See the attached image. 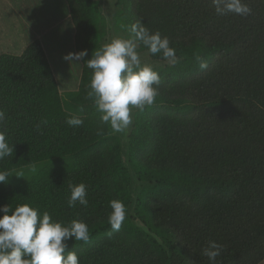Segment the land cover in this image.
<instances>
[{"label":"trees","instance_id":"1","mask_svg":"<svg viewBox=\"0 0 264 264\" xmlns=\"http://www.w3.org/2000/svg\"><path fill=\"white\" fill-rule=\"evenodd\" d=\"M65 2L75 53L87 51L73 92L60 93L38 39L20 54L0 53V131L13 146L0 160V171L13 174L0 183V206L85 222L90 242L67 241L79 264H210L202 254L209 240L223 246L215 264L264 260V0H244L248 16H219L212 0H120L129 36L142 21L169 38L179 60L153 68L159 95L134 108L127 163L87 97L85 61L103 34L99 2ZM73 116L83 124L69 126ZM134 177L142 186L132 200ZM69 183L86 185L87 206H68ZM111 200L126 207L119 231L108 223Z\"/></svg>","mask_w":264,"mask_h":264},{"label":"clouds","instance_id":"2","mask_svg":"<svg viewBox=\"0 0 264 264\" xmlns=\"http://www.w3.org/2000/svg\"><path fill=\"white\" fill-rule=\"evenodd\" d=\"M212 4L219 16L229 13L248 16L252 11L244 0H212ZM129 31V38L112 39L93 51L91 58L85 61L92 70L87 97L101 114V121L110 124L115 132H122L132 124L133 108L143 111L152 106L159 95L160 75L150 64L141 62L138 47L142 45L151 55L159 54L171 66L179 62L169 38L161 36L159 31H150L139 20L130 26ZM86 55V50L69 52L63 59L74 63ZM194 59L200 70L207 69L208 61L201 55L195 54ZM4 120L5 113L0 110V124ZM66 123L80 126L83 120L73 116ZM40 126L38 124L37 129ZM12 154L13 146L0 131V160ZM11 175L7 170L0 171V183H5ZM16 176L22 177V173ZM68 188L69 207H75L77 202L87 206L85 184L69 183ZM109 207L112 211L108 215V223L112 231H119L126 216V207L119 200H111ZM0 213V264H79L77 254L67 250V241L74 239L88 243L91 239L85 222L73 220L65 225L53 220L48 212L38 215V209L28 204L17 205L14 209L9 204L3 205ZM222 247L209 240L202 254L210 264H215Z\"/></svg>","mask_w":264,"mask_h":264},{"label":"rangeland","instance_id":"3","mask_svg":"<svg viewBox=\"0 0 264 264\" xmlns=\"http://www.w3.org/2000/svg\"><path fill=\"white\" fill-rule=\"evenodd\" d=\"M100 11L99 28L103 32L99 47L112 39L129 38V32L120 26V0H98ZM123 19V18H122ZM74 28L69 20L65 0H0V53L20 54L35 39L41 43L48 58L54 78L62 95L67 96L78 85L81 63L69 62L63 56L75 53L73 42ZM141 62L153 68L170 66L165 60L155 61L146 51L137 49ZM132 109L131 116L133 115ZM132 125V124H131ZM131 125L122 132H115L121 144V153L127 163L126 138ZM142 183L132 178L129 191L132 200ZM133 213V203L129 207ZM258 264H264L262 260Z\"/></svg>","mask_w":264,"mask_h":264}]
</instances>
